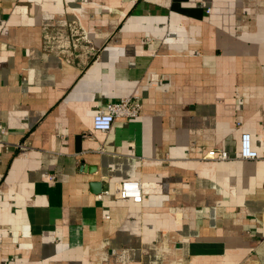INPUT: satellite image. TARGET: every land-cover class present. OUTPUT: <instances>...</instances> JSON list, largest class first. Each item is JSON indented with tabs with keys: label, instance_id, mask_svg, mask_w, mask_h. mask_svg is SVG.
Returning <instances> with one entry per match:
<instances>
[{
	"label": "crops",
	"instance_id": "crops-1",
	"mask_svg": "<svg viewBox=\"0 0 264 264\" xmlns=\"http://www.w3.org/2000/svg\"><path fill=\"white\" fill-rule=\"evenodd\" d=\"M0 264H264V0H0Z\"/></svg>",
	"mask_w": 264,
	"mask_h": 264
},
{
	"label": "built area",
	"instance_id": "built-area-1",
	"mask_svg": "<svg viewBox=\"0 0 264 264\" xmlns=\"http://www.w3.org/2000/svg\"><path fill=\"white\" fill-rule=\"evenodd\" d=\"M141 110L140 103L136 97L120 99L119 101L109 103L104 109L99 110L92 119V129L102 133L111 130L114 120L117 118L135 119ZM240 157L242 159H256L257 153L252 149L251 137L249 134H242L240 137ZM209 160L223 161L228 156L225 151L210 150L206 154ZM51 179H53L51 177ZM98 195V200H102L103 196ZM117 196L121 199H131L138 203L141 201V185L138 181L126 180L122 181L118 186Z\"/></svg>",
	"mask_w": 264,
	"mask_h": 264
}]
</instances>
